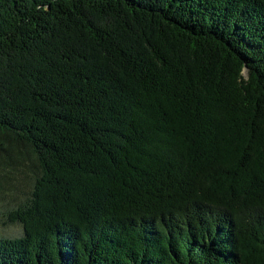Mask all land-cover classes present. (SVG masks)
I'll return each instance as SVG.
<instances>
[{
	"label": "trees",
	"instance_id": "obj_1",
	"mask_svg": "<svg viewBox=\"0 0 264 264\" xmlns=\"http://www.w3.org/2000/svg\"><path fill=\"white\" fill-rule=\"evenodd\" d=\"M0 264H264V0H0Z\"/></svg>",
	"mask_w": 264,
	"mask_h": 264
},
{
	"label": "rangeland",
	"instance_id": "obj_2",
	"mask_svg": "<svg viewBox=\"0 0 264 264\" xmlns=\"http://www.w3.org/2000/svg\"><path fill=\"white\" fill-rule=\"evenodd\" d=\"M8 202H11V199L5 198L0 200V237H19L22 235L23 228L20 225H10L7 222L6 216L10 207H8Z\"/></svg>",
	"mask_w": 264,
	"mask_h": 264
}]
</instances>
